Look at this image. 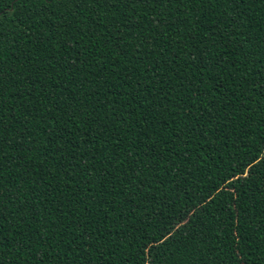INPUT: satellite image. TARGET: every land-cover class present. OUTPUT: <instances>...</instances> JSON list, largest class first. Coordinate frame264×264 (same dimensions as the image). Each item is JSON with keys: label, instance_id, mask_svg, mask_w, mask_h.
Here are the masks:
<instances>
[{"label": "trees", "instance_id": "1", "mask_svg": "<svg viewBox=\"0 0 264 264\" xmlns=\"http://www.w3.org/2000/svg\"><path fill=\"white\" fill-rule=\"evenodd\" d=\"M75 2L0 0V264H264V0Z\"/></svg>", "mask_w": 264, "mask_h": 264}, {"label": "snow or ice", "instance_id": "2", "mask_svg": "<svg viewBox=\"0 0 264 264\" xmlns=\"http://www.w3.org/2000/svg\"><path fill=\"white\" fill-rule=\"evenodd\" d=\"M147 2L149 3L150 7L158 5L163 8L165 5L171 4L173 0H147ZM61 3H64V0H61ZM72 3L74 7L79 8V4H76L75 0H72ZM94 4L97 6L107 5L108 7H114V5L111 3V0H94ZM161 18H163V11L158 14L155 22L160 23ZM261 149H264V140L258 141V143L253 147V155L250 159L247 160V162H241L237 165V168L239 169V175H237V172L235 170L232 171L230 175H225L222 180L224 187L222 189H219L221 195L229 192L232 194L233 198L239 195L237 191V184L240 183V181L249 178L255 173L256 164L259 163L256 154L260 153ZM73 159H75V157H73ZM209 195H211V193H209ZM238 216L239 214L237 213V218ZM143 239L147 240L148 237L145 236L143 237ZM239 239L240 236L237 235L236 240L238 241Z\"/></svg>", "mask_w": 264, "mask_h": 264}]
</instances>
